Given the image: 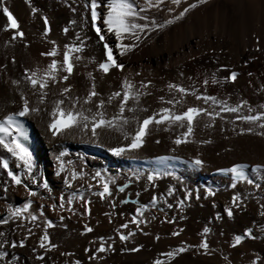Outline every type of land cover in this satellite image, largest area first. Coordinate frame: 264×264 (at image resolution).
Segmentation results:
<instances>
[{
	"label": "snow or ice",
	"instance_id": "1",
	"mask_svg": "<svg viewBox=\"0 0 264 264\" xmlns=\"http://www.w3.org/2000/svg\"><path fill=\"white\" fill-rule=\"evenodd\" d=\"M205 3L206 0H85V18L89 20L90 31L94 34L97 46L102 49V57L99 60L91 54V41L85 32L76 31L70 42L64 43L62 47L55 40L48 39L50 22L44 15L39 17L43 25L41 38L49 47L40 51L39 57L47 63L32 67L21 64L18 75L10 77L9 64L15 70L16 58L5 55V62L0 63V73L4 76V83L9 85L7 92H10L11 96L6 95L0 100V199L5 201L0 206V264H81L79 259L71 258V252L61 251L60 245L51 239L50 229L66 228L63 223L65 216L61 213L69 212L79 217L82 224L79 234L84 236L94 231L89 223L90 197H96L109 206L110 211L103 213L109 224L113 223V217L118 215L117 203L129 202L127 197L117 200L113 192L125 193L132 183L131 179L120 184L101 169L89 173L83 164L84 156L78 154L80 166L76 167L71 159H67L68 149L61 148L51 156L55 174L62 177L63 190L53 198V203L46 205L48 210L56 214L60 223L57 225L46 217L44 204L33 210V198L43 201L52 196V189L36 169L28 143L30 134L26 121L29 118H46L47 132L54 139H79L101 146L105 137L115 138V146L109 144L107 148L115 157L142 150L154 130H175V134L170 137L174 147L170 148L169 152H174L175 148L181 145L211 143V140H196L195 134L197 129H212L217 120L220 121L221 133L229 130L225 127L227 124L234 136L248 134L264 138V103L254 106L244 99L230 103L229 97L218 98L206 91L209 84L224 85L232 82L237 73L230 72L226 77L220 78L216 72H212L205 76L199 85L185 86L177 82H167L162 89L156 90L163 94L155 96L158 106L152 108L145 103L147 98L153 96L152 81L136 79L141 76L140 71L127 70V65L122 62L123 57L138 48L146 38H151L153 34L182 20L192 9ZM37 12V8H31V14ZM161 12L164 13V18L159 20L158 14ZM0 14L6 18V23L0 31L10 32L8 38L3 41L5 51L15 47L17 43H23L27 48L25 33L6 6V0H0ZM73 25L74 22L69 20L68 26L63 27L61 32L69 33L70 26ZM79 27L83 29L85 25L80 24ZM81 65L85 69L82 73L77 71ZM112 73L119 77L118 86L115 90L102 94L97 88V74L103 78ZM180 75L183 77V73ZM188 79L191 80V77ZM189 98L193 102H189ZM237 122L241 125L238 130ZM154 143L159 144L160 140L156 139ZM131 158L136 157L132 155ZM155 159L164 167L165 161L177 157L159 156ZM189 163L196 169L204 167L199 153ZM216 172L228 176L230 182L227 187L234 190L230 203L223 208V215L232 219L233 209L252 199L258 206L257 215L264 221V162H234L230 166L217 168ZM133 175L135 180L141 179L140 173ZM145 177L146 186L143 191H148L149 187L156 189V181L162 177L178 179L174 171L166 168L163 171L161 168L148 170ZM74 182L83 183L77 188ZM239 184L248 186L253 193L259 192L260 198L236 192ZM17 188H22L26 197L19 205L8 201L9 193ZM40 190L47 196L41 195ZM175 191L173 185L169 184L166 192L157 195L153 191L147 204L131 201L132 204H138L134 213H130V218L112 229L122 245L121 252L141 251L143 245L139 243L133 247L124 245L131 242L137 233L149 235L143 231L144 226L151 222L147 214L149 208L155 209L158 205H163L159 211L164 214L162 218L169 225L175 223L176 213L172 214L173 218H167L164 208L178 209L179 220L185 219L183 211L185 203L190 199L189 191L182 190V198L175 197L174 203L168 202L167 197H173ZM203 194L205 197H211L214 192L205 187ZM136 195L139 196L140 192ZM74 204H80L81 210L77 211ZM212 207L216 208V204L213 203ZM124 215L119 213V216ZM214 216L216 220L222 219L221 212H215ZM156 219V216H151V220ZM253 223L258 226L261 235L257 236L252 227H246L241 234L231 236L228 247L235 248L246 239H264V223ZM182 232V228L174 229L170 236L179 237ZM210 232L211 228L206 224L198 233V243L190 244L180 240L176 246L158 253L151 259L150 264H174L178 256L192 250L211 256L215 249H210L207 240ZM30 238L33 243L29 247ZM159 239V234L152 236L153 241ZM111 241V236H98L89 241L92 247L83 249L89 264H103L105 256L115 251V245ZM25 249L28 250V257L22 260ZM52 253H58L59 257L64 258L63 261H52ZM223 259L231 264L226 255ZM248 264H264V255L253 252Z\"/></svg>",
	"mask_w": 264,
	"mask_h": 264
},
{
	"label": "bare ground",
	"instance_id": "2",
	"mask_svg": "<svg viewBox=\"0 0 264 264\" xmlns=\"http://www.w3.org/2000/svg\"><path fill=\"white\" fill-rule=\"evenodd\" d=\"M84 2L85 0H28L26 3L25 0H6V6L18 21L20 29L25 33V40L28 42L27 48L23 43H17L15 47L5 51L3 41L8 38L10 32L0 31V63L5 62V55L16 58L15 70L9 64L8 75L16 77L21 64L25 67H32L36 64L47 63L39 57V52L49 47L41 38L43 25L39 18L40 15L46 16L50 22L48 39L55 40L62 47L64 43L70 42L76 31L85 32L91 41L89 44L91 54L99 60L102 57V49L97 46L94 34L90 31L89 20L85 18ZM186 2H192V0H186ZM32 7L37 8V14H31ZM163 18L164 13H159L158 19ZM69 20H72L74 25L70 26L69 33L63 34L61 29L68 26ZM5 23L6 18L0 14V28ZM80 24H84L85 28L80 29ZM122 62L127 65V70L140 71L141 76L136 79L152 81L153 96L145 101L152 108L158 106L155 96L163 94L156 90L162 89L165 83L177 82L185 86L199 85L200 81L212 72H216L220 78L226 77L230 72L237 73V76L232 82L224 85L209 84L206 89L209 95H215L218 98L227 96L230 103L244 99L249 104L258 106L264 103V0H206L205 4L192 9L182 20L153 34L151 38H146L138 48L123 57ZM77 71L81 73L85 71L83 65ZM188 77H191V80ZM118 82L119 77L116 73L103 78L97 74V88L102 94L115 90ZM8 88L9 85L4 83V76L0 73V100H3L6 95L11 96V93L7 92ZM189 102H193L191 98ZM28 121L31 124L33 138L29 147L33 153L36 169L52 189V196L43 201L33 198V210L44 204L43 211L46 217L55 224L58 225L60 221L55 213L47 209L46 205L53 203V198L63 190V180L55 174L52 153L60 151L61 148H67L69 152L67 159H71L76 167L80 166L79 154L85 157L83 164L89 173L101 169L120 184L126 180H132L125 193L113 192L117 200L127 197L129 202L117 203L118 215L113 217L111 224L103 215L104 212L110 211L109 206L96 197H90V209L95 211L91 219L95 229L90 235L81 236L77 218L74 219L73 216L74 220L69 218L71 217L69 212L61 213L65 216L63 223L66 228H53L54 242H60L61 251L71 252L73 254L71 258L78 257L83 260V264H88L87 254L83 252V249L92 247L89 241L93 240L95 235L112 234V229L117 224L128 219L130 213H134L138 204H132L131 201L147 204L153 191L157 195L166 192L169 184L176 189L174 198H182L184 189L189 191L190 199L185 203L186 210L183 213L185 219L179 220L180 211L178 209L164 208V213L171 218H173L172 214L176 213L175 223L165 224L160 217L163 213L159 211L163 205H158L155 209L151 208L150 212H147L151 222L143 229L149 235H143L140 240L137 239L143 245L141 254L138 252L140 256H125V253V255L121 253L120 247L116 246L115 251L105 257L106 264L149 263L158 253L176 246L180 240L190 244L198 243L200 238L198 233L206 224L211 228L207 240L210 243V249H215L213 254L207 256L195 253V250L188 251L178 256L174 264H228L223 259L225 255L231 264H248L253 252L264 255V239H246L241 247H228L231 236L241 234L246 227H252L257 236L261 235L258 226L253 221H260V223L264 221H261L257 215L258 206L252 199L243 203L241 207L234 208L232 219L223 215V208L230 203L234 190L227 187L230 182L228 176L214 171L217 168L230 166L234 162H264V138L248 134L234 136L227 124L225 127L229 130L221 133L219 131L220 121L217 120L212 129H197L195 134L196 140H211V143L181 145L175 148L174 152H169V149L174 147L170 137L175 134V130L172 132L154 130L142 150L123 157H115L107 151L109 144L115 146V138L105 137L101 146L82 142L79 139H54L47 132L46 118L35 117L29 118ZM240 126L237 122V130ZM156 139L160 140L159 144L154 143ZM197 153L204 161V167L199 169L191 167L189 163ZM132 155L136 158L132 159ZM159 156L177 157V159H169L178 161L177 166L164 167L161 171L165 168L174 171L178 179L162 177L156 181V189L149 187L148 191H143L146 186L145 173L153 168L136 166L131 161H156L155 158ZM134 173L141 174L139 181L135 180ZM214 181L217 182L216 187L219 188L218 194L216 196L214 194L213 198L207 200L203 189L209 187ZM81 183L83 182H74L75 187L79 188ZM40 191L41 195L47 196L43 190ZM138 191L139 196L136 195ZM235 191L241 195L251 194L257 199L260 198L259 192L253 193L244 184H239ZM25 198L23 189L17 188L9 193L8 201L19 205ZM174 198L167 197V201L174 203ZM4 203L5 201L0 199V206ZM213 203L216 204V208L212 207ZM74 207L77 211L81 209L80 204H74ZM121 212L125 215L119 216ZM215 212H221V220L215 219ZM151 216H156L157 219L151 220ZM178 228L183 229L181 235L171 237V231ZM157 234L160 239L153 241L152 236ZM32 243L33 239L30 238L29 247ZM27 257L28 250L25 249L21 258L23 260ZM51 257L52 261L62 262L64 259L59 257L58 253H52Z\"/></svg>",
	"mask_w": 264,
	"mask_h": 264
},
{
	"label": "rangeland",
	"instance_id": "3",
	"mask_svg": "<svg viewBox=\"0 0 264 264\" xmlns=\"http://www.w3.org/2000/svg\"><path fill=\"white\" fill-rule=\"evenodd\" d=\"M198 79L200 80V78L198 77ZM214 171H216V170H214ZM216 185H217V182L216 181H214V182H212L211 183V185L209 186V188H211L212 189V191H214V194H215V196L218 194V187H216ZM214 187V188H213ZM218 190V191H217ZM214 197V195L213 196H211V197H207L206 199L207 200H210L209 198H213ZM169 198H174V197H169ZM151 208H149L148 209V211L150 210ZM81 210V209H80ZM80 210H78V211H80ZM92 209H90V220H89V223H90V226H92L93 227V229H95L94 228V223H92L91 222V219H92V216L95 214V211H91ZM185 210H186V207H184V211H183V213H185ZM150 212V211H149ZM163 215L164 214H162V216H160L161 217V219H162V221L166 224V220L165 219H163L162 217H163ZM70 216H71V218H72V216L74 217V219H76L77 221H78V224H79V226H80V228H79V233H80V231H81V229H82V224H80V222H79V217H76L75 215H73L72 213H70ZM171 218L169 215H167V218ZM128 218H130V217H128ZM73 219V218H72ZM73 219V220H74ZM124 222V221H123ZM122 222V223H123ZM168 224V223H167ZM118 226V224L115 226V227H117ZM114 227V228H115ZM144 229V228H143ZM50 231V233H52L51 234V239L53 240V242L55 241V237H54V231H53V229H50L49 230ZM94 232V231H93ZM92 232V233H93ZM92 233H90V234H92ZM90 234H85V236H87V235H90ZM138 234V235H137ZM136 235H135V237L137 236V238H134L135 240H133L132 239V241H135V242H129V243H127L126 245H124L125 247H133V246H135V244H137L139 241L138 240H140V238H141V236H143V234H140V233H137ZM53 235V236H52ZM208 235H210V233L208 234ZM98 236H106V237H109V236H111L113 239H112V243H114L115 244V248H116V246H119L120 248H121V244H120V242H119V240L117 239V237H115L114 236V234H113V232H112V234H108V235H95L94 237H93V240H95V238L96 237H98ZM138 239V240H137ZM55 243H58L59 245H60V242L59 241H56ZM129 244V245H128ZM139 244H141L140 242H139ZM210 244V243H209ZM142 245V244H141ZM243 244L241 243V245H239L238 247H241ZM61 246V245H60ZM140 252V254H141V251H139ZM123 255H125V256H128V255H133V256H140V254L137 252V253H128V252H121ZM125 253V254H124ZM109 254V253H108ZM107 254V255H108ZM106 255V256H107ZM105 256V257H106ZM76 259H79L80 261H81V264H83L84 262H83V260L82 259H80V258H78V257H76ZM88 262V264H89V261H87ZM148 262H145V263H143V264H147ZM149 263H150V261H149ZM148 263V264H149ZM92 264H96V262H93ZM103 264H106L104 261H103Z\"/></svg>",
	"mask_w": 264,
	"mask_h": 264
}]
</instances>
